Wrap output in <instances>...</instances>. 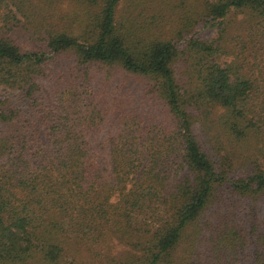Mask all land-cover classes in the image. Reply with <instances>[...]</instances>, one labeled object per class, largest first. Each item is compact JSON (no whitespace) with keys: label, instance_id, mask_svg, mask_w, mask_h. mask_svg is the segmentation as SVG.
<instances>
[{"label":"trees","instance_id":"obj_1","mask_svg":"<svg viewBox=\"0 0 264 264\" xmlns=\"http://www.w3.org/2000/svg\"><path fill=\"white\" fill-rule=\"evenodd\" d=\"M0 86V264H264V0H0Z\"/></svg>","mask_w":264,"mask_h":264},{"label":"rangeland","instance_id":"obj_2","mask_svg":"<svg viewBox=\"0 0 264 264\" xmlns=\"http://www.w3.org/2000/svg\"><path fill=\"white\" fill-rule=\"evenodd\" d=\"M66 4H67L66 1H62L61 7L68 6ZM190 36L206 38V39L214 38L217 36L216 28H204V27H202V24L199 23L198 25L194 26V28H192L191 33L184 34V36H183L184 38L177 43V46L178 47L182 46L184 41ZM5 97H8L9 99L17 98V96L15 95V93L12 90H9L5 87L0 86V98H5ZM23 103H24V101L21 99L16 104L24 112L26 108H25ZM257 211L258 212L260 211V203L257 205ZM251 249H252V247L249 246L247 249L248 250L247 252L251 251ZM244 252H245V250H244Z\"/></svg>","mask_w":264,"mask_h":264}]
</instances>
